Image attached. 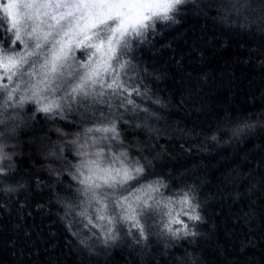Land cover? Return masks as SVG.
I'll return each mask as SVG.
<instances>
[{"label": "trees", "instance_id": "16d2710c", "mask_svg": "<svg viewBox=\"0 0 264 264\" xmlns=\"http://www.w3.org/2000/svg\"><path fill=\"white\" fill-rule=\"evenodd\" d=\"M249 2L258 9L260 0ZM227 3L191 0L176 23L158 27L136 56L162 105L141 101L156 115L129 114L130 127L117 121L123 143L99 145L145 165L142 183L167 185L158 199L194 187L200 235L153 234L141 248L126 233L89 255L65 213L82 200L69 175L75 146L67 141L79 134L82 142L90 126L74 113L53 123L28 104L0 139L12 155L0 189H16L0 191V264H264V25L254 22L258 12L228 15Z\"/></svg>", "mask_w": 264, "mask_h": 264}, {"label": "snow or ice", "instance_id": "6c2138e0", "mask_svg": "<svg viewBox=\"0 0 264 264\" xmlns=\"http://www.w3.org/2000/svg\"><path fill=\"white\" fill-rule=\"evenodd\" d=\"M188 3L189 0H0V117L9 108L22 109L26 103L34 102L36 112L53 123L79 112L94 124L84 130L82 142L79 134L67 141L75 146L78 158L69 175L83 199L79 205H67L65 218L72 217L68 228L89 255L98 254V244L106 246L117 240L119 225L123 224L128 225L127 235L141 248L147 247L153 234L173 240H195L200 235L204 217L194 187L166 199L154 195L167 187L162 181L129 190V182L145 173V165L139 160L130 161L127 151L115 153L110 144L99 146L101 141L123 143V130L117 121L130 127L126 119L129 114L156 115L133 98L162 105L159 99L151 98L146 82L151 74L141 68L136 52L152 45L161 24L176 23L182 6ZM225 11L245 18L258 12L254 22L264 25V0H260L258 9L249 0H228ZM77 50L86 59L77 58ZM101 106L109 109V114ZM113 109L124 111L116 115ZM97 121L99 126H95ZM56 131L63 135L61 129ZM95 133L102 135L97 137ZM5 160L11 161L12 155L0 145V176L11 170V165L3 166ZM25 210L26 206L20 205L21 215Z\"/></svg>", "mask_w": 264, "mask_h": 264}, {"label": "rangeland", "instance_id": "374dc122", "mask_svg": "<svg viewBox=\"0 0 264 264\" xmlns=\"http://www.w3.org/2000/svg\"><path fill=\"white\" fill-rule=\"evenodd\" d=\"M189 1H191V0H189ZM18 47L22 48L23 46L19 45ZM75 55H76L77 58L86 59V57L82 56V53L79 50H77L75 52ZM133 98H135L138 103H141V101L139 100L138 97H133ZM28 104H34L35 107L37 108V105L34 102H29V103H26L22 109L21 108H16V109L9 108L6 112H4L3 117H0L4 121V123L0 124V133H2V135H0V139L2 137L4 138V136H6V131H9L13 127L14 123L16 121H18L22 117L21 115L24 114ZM101 107H103V106H101ZM103 110H104L105 114H109V109H107L106 107H103ZM123 111H124L123 109H119V110L113 109L112 110V114L118 115V112H123ZM72 113H74L78 117L79 116L81 117L79 112H72ZM96 115L98 116L99 113H97ZM81 119H83L85 122H87V125H89L90 127L94 126V124L92 122L86 121L83 117H81ZM109 119H112V115H109ZM95 126H99V122L98 121L96 122ZM142 177H143V175L141 177L137 178L136 180L130 181L129 182V190H134L135 188L139 187L140 185L149 184L147 182H143L142 183L141 182L142 181ZM124 194L127 195V192H124ZM154 195L158 199L159 194L155 193ZM82 199H83V197H82ZM181 218L185 219V220L187 219L186 217H181ZM84 223H86V221H84ZM173 226H174L173 228L180 227V225H173ZM119 227H120L121 231H120V234H119L118 237L121 238L124 234L128 233V225L127 224H123V225H119ZM92 231H96V230L93 229ZM133 231L135 232V230H133ZM101 239H103L102 236H101Z\"/></svg>", "mask_w": 264, "mask_h": 264}]
</instances>
